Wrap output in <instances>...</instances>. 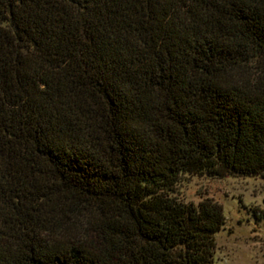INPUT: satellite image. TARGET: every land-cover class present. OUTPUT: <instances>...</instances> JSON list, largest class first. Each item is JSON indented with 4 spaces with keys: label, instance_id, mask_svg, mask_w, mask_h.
Segmentation results:
<instances>
[{
    "label": "trees",
    "instance_id": "trees-1",
    "mask_svg": "<svg viewBox=\"0 0 264 264\" xmlns=\"http://www.w3.org/2000/svg\"><path fill=\"white\" fill-rule=\"evenodd\" d=\"M186 176L264 178V0H0V264H214Z\"/></svg>",
    "mask_w": 264,
    "mask_h": 264
},
{
    "label": "rangeland",
    "instance_id": "rangeland-1",
    "mask_svg": "<svg viewBox=\"0 0 264 264\" xmlns=\"http://www.w3.org/2000/svg\"><path fill=\"white\" fill-rule=\"evenodd\" d=\"M177 192L186 203L222 206L226 223L216 235L214 264H264V178L186 176Z\"/></svg>",
    "mask_w": 264,
    "mask_h": 264
}]
</instances>
